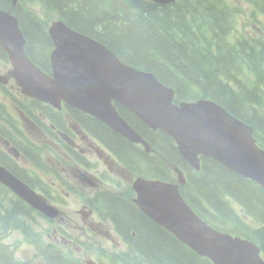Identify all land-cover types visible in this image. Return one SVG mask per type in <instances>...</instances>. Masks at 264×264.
I'll return each mask as SVG.
<instances>
[{"label":"trees","instance_id":"1","mask_svg":"<svg viewBox=\"0 0 264 264\" xmlns=\"http://www.w3.org/2000/svg\"><path fill=\"white\" fill-rule=\"evenodd\" d=\"M244 1L253 12L257 9L264 16V0ZM34 4L41 5L50 21L61 19L102 42L121 61L153 73L175 90V102L199 98L215 101L252 125L259 144L264 147V115L260 111L264 105V36L235 34L241 22L237 18L244 13L240 6L228 0H176L169 4L152 0H18L15 6L11 0H0V8H12L18 17L28 56L49 74L54 47L48 32L49 20L33 10ZM0 62L9 63L1 45ZM0 93L20 103L25 112L39 111L50 116L53 110L57 111L35 99L21 102L17 97L21 92L15 85L7 87L0 82ZM116 107L148 140L155 153L146 152L144 147L130 142L91 115L66 105L67 110L82 112L95 121L98 127L95 134L134 175L173 182L177 179L173 166H178L187 178L181 192L204 220L215 228L255 241L264 251L263 187L209 157H201V169L195 170L166 132L150 129L124 106L116 104ZM60 114L51 116L56 124L62 119ZM8 116L0 99V117ZM0 133L19 146L24 151L20 150L22 155L35 167L41 169L45 164L36 145L21 143L2 127ZM134 160L136 165L132 164ZM0 162L13 168L14 172L11 171L31 186L42 187L34 172L18 166L13 155L1 147ZM133 197L129 186L125 192H98L94 198L102 211L106 209L105 216L112 219L117 233L130 247L118 257V262L114 259L111 264H213L150 219ZM35 212L0 183V264H30L17 258L5 240L16 229L35 244L48 264H81L56 246L45 243L34 232L29 218Z\"/></svg>","mask_w":264,"mask_h":264},{"label":"water","instance_id":"2","mask_svg":"<svg viewBox=\"0 0 264 264\" xmlns=\"http://www.w3.org/2000/svg\"><path fill=\"white\" fill-rule=\"evenodd\" d=\"M16 1L12 0V4ZM153 1L167 4L175 0ZM48 31L55 47L50 57L52 75L28 57L18 18L11 10L0 9V44L12 65L9 75L25 95L58 108L65 101L152 151L120 115L114 105L119 102L153 130H165L196 170L201 168V157H209L264 187V148L257 144L251 125L212 100L175 103V90L153 73L125 64L104 44L62 20L54 21ZM9 78L0 76V81ZM175 170V184L140 177L133 181L137 194L134 201L139 208L214 264H264L257 244L211 226L192 209L180 192L186 177L178 167ZM0 182L43 214L58 213L57 208L1 164Z\"/></svg>","mask_w":264,"mask_h":264},{"label":"rangeland","instance_id":"3","mask_svg":"<svg viewBox=\"0 0 264 264\" xmlns=\"http://www.w3.org/2000/svg\"><path fill=\"white\" fill-rule=\"evenodd\" d=\"M228 2L240 6L244 11L237 18L238 21H241L235 31L237 36H264V16L262 12L257 9L253 12L252 7H249L244 0H228ZM32 8L35 12L40 13L44 20L48 21L50 19L49 15L44 13L41 5L34 4ZM51 22L52 20H49V23ZM10 68V64L0 62L1 75L5 76ZM8 83L7 87L13 86V81ZM17 97L19 98V96ZM0 99L9 114V119L0 117V126L8 129L7 132L21 143H34L39 150L41 149L42 159H44L42 163L49 167V170L40 171L36 176H40L44 180L49 189V195L44 194V196L50 204L58 208V213L54 216L34 213L30 221L34 232L41 235L43 241H46H44L45 243L56 246L58 250L70 255L76 262L78 261L81 264H103V261L111 263L114 259H117L116 262H118V257L126 250V246L116 234L113 225L99 224L97 221L99 215H93V212L85 218L80 209L85 202L90 203L92 207H96L93 198L97 192L125 191L128 185L131 184V174L125 170L124 172L113 168L109 170L108 165L103 162L100 168H104L105 172L102 175H106L103 177L98 176L99 179L101 178L98 187L94 186V183H81V186L76 185L77 188L73 189V192L69 191L71 194L68 196L66 195L68 190L62 192V196L59 193L57 194L53 185L56 182V186L59 188L58 180L60 178L67 180L72 185L78 180V173L73 170L71 157L69 158L65 154L63 145L57 139L49 135L43 136L36 129H33L30 123L27 124L21 120L19 109L13 103L16 101L12 97L0 93ZM260 111L264 115V105L260 107ZM0 147L6 150L12 148L10 145H5L1 140ZM18 162L23 166H27L31 173L38 171V168L32 164L29 165L23 156L18 157ZM63 169H66L67 172H63ZM113 170L115 171L113 172ZM60 190H63V188H60ZM51 197L55 199V202L51 201ZM84 210L88 211L89 208ZM5 240L14 249L18 258L29 261L30 264H48L44 255L38 252L35 244L25 239L20 230L10 231Z\"/></svg>","mask_w":264,"mask_h":264},{"label":"flooded vegetation","instance_id":"4","mask_svg":"<svg viewBox=\"0 0 264 264\" xmlns=\"http://www.w3.org/2000/svg\"><path fill=\"white\" fill-rule=\"evenodd\" d=\"M15 106L19 109V115L23 122L27 124L30 123L33 126V129H36V131L41 133L43 136L49 135L57 139V141L60 142L61 145H63L65 150H63V148L61 149L65 152L66 155H68L69 158L71 157L70 159L72 162L73 170L78 173V180H76V183L72 185L67 180H63L62 178H60L58 180L59 185H60L59 188L58 186H56V182H54L53 188L57 194L59 193L62 196V192H66L68 190L66 192V195L68 196L71 194V192H73V189L77 188L76 185H80L81 183L82 184L94 183V186L98 187V185L101 183V178L99 179V177H103L106 175V174L102 175V173H104L105 170L102 167L100 168V165H102L103 162L104 164L108 165L109 170L113 168L115 170H121L122 172H124V170L130 171L127 166L122 167L117 162L115 156L111 152L112 150L108 146L107 147L111 151L106 146L105 147L103 146V144L105 143L100 138H98V136L95 134V131H94V129H98V127L95 124V121L89 116H87L86 114L82 112L74 111L72 109L67 110L66 105H65V107L62 109H59V110L56 109L59 112L53 110V112L51 113L52 115L53 114L57 115V113H61L60 115L62 116V119H60V123L56 124L51 119L52 115L47 116L46 114H42L39 111H38V114H36L37 111L33 113L30 110H27L26 112L22 111L20 103H17V102ZM61 116H57V117L61 118ZM44 119L51 120L52 125H48L47 122L44 121ZM7 130L8 129H5V131ZM61 133H63L64 135H61ZM0 138L1 140L3 139L2 135H0ZM5 141H7L8 144L12 148H16L24 152L21 148H19V146L14 147L15 146L14 142L8 141V140H5ZM134 144L138 145L137 143H134ZM78 149L80 150L78 151ZM7 152L10 153L8 149H7ZM120 159L121 158L118 156L119 162L122 163ZM16 162L18 166L24 167L18 161ZM0 163L6 166L5 163H2V162ZM132 164L136 165V160H134ZM45 166L46 165L44 164L40 168L45 170ZM10 170L14 172L13 168H10ZM115 170H113V172ZM63 172H67V170L63 169ZM130 173L133 174V172L131 171ZM132 174L131 176H133ZM60 188H63V190H60ZM48 191L49 189L47 186L40 188V192L42 193L43 196L44 194L49 195ZM63 197L67 198L66 196H63ZM51 201L55 202V199L51 197ZM85 203L82 204L81 209H80V212L83 213L85 218L87 217L88 214L93 212V215L94 214L99 215L97 218V221L99 224L105 225L107 223L108 225H114V222L112 221V219L109 218L110 219L109 220L105 216L103 212L106 210L105 208L102 211L101 210L102 208L100 209L98 207H92L90 203H86V204ZM86 208H89V210L85 211L84 209ZM33 209L37 213H41L38 209L36 208H33ZM84 211L86 212V214L84 213ZM125 246H126V249L129 248V244L127 242H125Z\"/></svg>","mask_w":264,"mask_h":264},{"label":"bare ground","instance_id":"5","mask_svg":"<svg viewBox=\"0 0 264 264\" xmlns=\"http://www.w3.org/2000/svg\"><path fill=\"white\" fill-rule=\"evenodd\" d=\"M178 4H179V3H178ZM207 9H208V8H207ZM211 9H212V8H211ZM205 11H206V10H205ZM226 12H227V11H226ZM231 13H232V12H231ZM225 16H226V14H225ZM215 17H216V16H215ZM225 20H226V19H225ZM225 20H224V21H225ZM231 20H232V19H231ZM231 22H232V21H231ZM228 29H229V28H228ZM37 45H38V44H37ZM35 46H36V45H35ZM258 47H259V46H258ZM260 50H261V49H260ZM36 51H37V50H36ZM38 52H39V51H38ZM29 56H30V55H29ZM34 56H35V55H34ZM40 57H41V56H40ZM42 67H43V66H42ZM263 67H264V66H263ZM50 69H51V68H50ZM135 130H136V129H135ZM136 132L139 133L137 130H136ZM139 134H140V133H139ZM140 135H141V134H140ZM141 136H142V135H141ZM237 174H238V173H237ZM239 175H240V174H239ZM241 176H242V175H241ZM143 179H147V178H143ZM133 181H134V180H132V181H131V184H129V185L132 186V185H133ZM175 183H177V182H174V184H175ZM133 196H134V197L137 196V194H136L135 191L133 192ZM221 231H223V230H221ZM223 232H226V233H229V234H231V235H234V234H232V233H230V232H227V231H223ZM234 236H238V237H241V238H243V239H248V238L243 237V236H241V235H234ZM3 238H4V237H3ZM8 242H9V241H8ZM79 246H80V245H79ZM0 249H1V248H0ZM1 253H2V252H1ZM206 258H207V257H206ZM9 259H10V258H9ZM127 260H128V259H127ZM130 260H131V259H130ZM143 260H144V259H143Z\"/></svg>","mask_w":264,"mask_h":264}]
</instances>
